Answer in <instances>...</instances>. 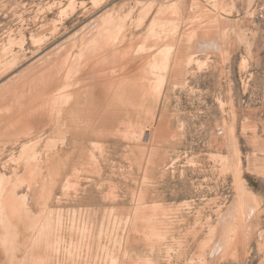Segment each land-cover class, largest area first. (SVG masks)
Listing matches in <instances>:
<instances>
[{"label": "rangeland", "instance_id": "374dc122", "mask_svg": "<svg viewBox=\"0 0 264 264\" xmlns=\"http://www.w3.org/2000/svg\"><path fill=\"white\" fill-rule=\"evenodd\" d=\"M0 264H264V0H0Z\"/></svg>", "mask_w": 264, "mask_h": 264}, {"label": "bare ground", "instance_id": "6f19581e", "mask_svg": "<svg viewBox=\"0 0 264 264\" xmlns=\"http://www.w3.org/2000/svg\"><path fill=\"white\" fill-rule=\"evenodd\" d=\"M42 73H43V72H42ZM131 79H132V77H131ZM130 81H131V80H130ZM40 82H41V81H40ZM97 84H100V83H97ZM104 84H105L106 86L103 87V88H107V89H106V94L103 95V92L100 93L101 95H100L99 93H95L96 90H95V88H94L93 90H94L95 95H94V93H92L91 97L94 98L95 96H98V95H100L101 97H102V96L105 97V96L110 95V96L108 97V100L113 101V100L118 96L119 91H121V90H119V89H122V88H123V89H122V90H123V91H122V95L124 96V95H127V93H130V90H129V89H132V88L134 87V85L132 84V81H131L130 84H125V83H124V84H123L124 87H122V88H121L120 85H118L116 89L113 88V84H109V82H107V81H106ZM120 84L122 85V83H120ZM132 85H133V87H132ZM103 88L101 89V91H103ZM99 89H100V88H97V91H98V92H99ZM124 89H125V92H124ZM126 91H129V92L126 93ZM83 92H84V91H83ZM83 92H82V93H83ZM85 92H86V91H85ZM36 93H37V92H36ZM131 93H132V92H131ZM96 94H98V95H96ZM79 95H80V94H79ZM81 95H82V94H81ZM85 95H86V94H85ZM6 96H7V94H6ZM10 96H11V94H10ZM72 96H73V95H72ZM82 96H83V95H82ZM82 96H81V98H80V101L78 100L79 103H80L81 101H83V100H81L82 98L86 97V96H83V97H82ZM4 97H5V96H4ZM33 97H34V96H33ZM79 97H80V96H79ZM87 97H88V96H87ZM10 99H11V98H10ZM78 99H79V98H78ZM101 99H104V98H101ZM101 99H99V100H101ZM2 100H3V99H2ZM78 101H76V102H78ZM7 104H8V103H7ZM12 104H13V103H12ZM75 104H77V103H75ZM104 104H105V103H104ZM77 105H78V104H77ZM6 106H7V105H6ZM7 107H8V106H7ZM77 107H78V106H77ZM14 108H15V107H14ZM16 108H17V107H16ZM76 109H78V108H76ZM17 110L19 111V109H17ZM23 112H24V111H23ZM26 113H27V112H26ZM6 115H7V114H6ZM11 115H12V114H11ZM26 115H27V114H26ZM39 116H40V115H39ZM21 117H22V116H21ZM32 117H33V116H32ZM17 118H18V117H17ZM13 119H15V118H13ZM20 120H21V119H20ZM18 121H19V120H18ZM18 121H17V122H18ZM27 121H28V120H27ZM20 124H21V123H20ZM24 124H25V123H24ZM14 126H15V125H14ZM76 126H77V127H76V129H75V132H73V130H72V128H71L72 132L75 133V134H82L81 131H83V128H85V127H84L85 125L83 126V125H79V124H78V125H76ZM35 127H36V126H35ZM73 128H74V127H73ZM75 134H74V135H75ZM72 138H73V137H72ZM72 138H71V139H72ZM80 139H81V137H80ZM65 171H66V170H65ZM65 171H64V172H65Z\"/></svg>", "mask_w": 264, "mask_h": 264}]
</instances>
